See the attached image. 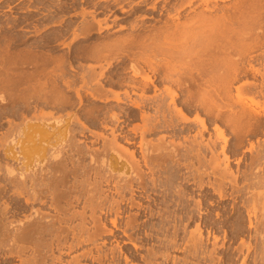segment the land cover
<instances>
[{"label": "bare ground", "instance_id": "obj_1", "mask_svg": "<svg viewBox=\"0 0 264 264\" xmlns=\"http://www.w3.org/2000/svg\"><path fill=\"white\" fill-rule=\"evenodd\" d=\"M162 1L136 3L137 11L158 13V27L87 49L86 59L97 66L81 70L83 85L72 87L65 74V88H75L79 103L97 106L84 109L86 122L77 111L56 117L41 106L14 127L10 122L1 144L20 163L0 165L3 264H121L116 252L136 264L117 231L136 251L140 231L171 233L165 252L159 249L161 264H264V137H257L264 136V25L258 24L264 0L223 7L222 0ZM186 9L195 15L181 22ZM93 26L100 34L111 28L108 19ZM116 51L123 67L108 75ZM63 60H55L53 72L66 73ZM56 82L35 97L63 113L73 102ZM194 106L206 117L197 110L190 119L185 108ZM195 129L199 138H191ZM191 186L198 196L192 205ZM109 241L116 246L107 248ZM183 250L182 259L172 255ZM156 257L145 260L160 264Z\"/></svg>", "mask_w": 264, "mask_h": 264}, {"label": "rangeland", "instance_id": "obj_2", "mask_svg": "<svg viewBox=\"0 0 264 264\" xmlns=\"http://www.w3.org/2000/svg\"><path fill=\"white\" fill-rule=\"evenodd\" d=\"M119 1L121 2V4H118L114 0H0V165L1 166H5V165L16 166L19 165L20 163L19 160L13 161L11 158H7L3 149V145L1 144L3 143V140L6 137V133L12 127V123L10 122H13V127H14L15 124H19L23 120H25L24 117L31 118L35 114H38V111L42 109L41 107H45L42 109L45 112L51 111L54 113V115L57 114L55 115L56 117H59L60 114H61L60 116H63V114L66 115L69 112L76 113V111L78 113L77 116L80 117L81 115L79 114H82L84 109L85 110L91 108L96 109L97 106L95 103L93 104L89 101H86L85 99L84 102L80 104L79 99L76 97L74 93L75 90H72L80 87L81 86L80 83L83 85L80 79H81V74L84 73L83 70L86 71V69L84 68L89 67L88 65H93V64L96 65L95 62L86 59L85 56L87 55L85 54L87 53V49L91 50L94 47H100L102 44L106 45L109 42H110L109 44H111V42L113 43L115 42L114 44H116L117 41L120 42L122 39H124V37L127 38L134 33L135 34H139V32L142 33L143 31H145V29L142 28L144 26L158 27L160 25V24H156L155 21L153 20L158 18V13L156 11L147 10L146 7H143L142 9L137 11L136 3L137 1L140 0H119ZM153 1L154 0H150V2ZM173 1L174 0H171V2ZM234 1L236 0H222L219 1V5H221V7L231 5ZM162 5H163V1L160 0L157 6L160 7ZM122 8L126 9L127 12H122L121 10ZM198 9L201 10V8ZM198 9L197 11H199ZM183 14L185 16L181 18L180 20L181 22H184L186 19L195 15V12H189V9H186L185 11H183ZM104 19H108V25H110L112 29L111 28L110 29L108 28L109 30L104 29L100 34L97 31V27L93 25H95L96 20H104ZM258 24L264 25V10H262V17ZM85 26H92V27H90V29L87 30L85 29ZM134 28L136 29V31L134 30ZM139 28L141 29V31L138 32ZM118 47L119 46L114 48H118ZM114 53H115L114 56H119V60L118 61L114 60L113 62L114 67L112 66V69H109V71H107L108 75L114 74L112 72L113 70L115 72L117 70H121V67L119 69V66L123 67V65L120 64L121 61L120 57L123 55L122 51H116ZM60 59H64L63 60L64 63L66 62L65 65H63L65 66L63 71H66V73L65 72L61 73L60 71L57 73L53 72L57 68V64L55 63V60H60ZM70 65L73 68H71ZM256 65L257 67H260V64L256 63ZM97 68L98 69L96 70L99 72L100 68L99 67ZM57 74L58 76L55 79ZM65 74L69 78V80L73 82L72 87L75 88H71V90L65 88L67 87L66 85H64L63 82L66 77ZM63 75L64 77L62 78ZM72 75H75V79L77 81L76 80H74L75 82L73 81V79L71 78L73 77ZM256 79L258 82L261 81L260 76H257ZM54 82L58 84L57 86L59 88L60 87L63 88L62 93L63 94L67 93V95L66 94L64 95L69 97V99L73 102V105H71L68 109L63 110V113L60 112L61 110H59L57 107L52 106L53 105L52 102L49 104H45L44 102H42L41 99L38 98L40 96L39 94H41L40 90L44 86V84L47 85L46 86L47 88L48 85H50L48 88L49 90L46 89V93H47L51 90L50 88L52 86L51 84H53ZM159 87L162 88L163 85L159 83ZM36 89L37 90L40 89V90L37 91ZM35 94H38L37 95L38 97L37 96L35 97ZM42 94L45 95V92H43ZM150 94H153V92H151ZM48 96L50 95L48 94ZM38 99L39 102L37 101ZM94 105L95 107H93ZM98 106H99L98 108H101L103 106L102 108L105 107V109L109 107L107 105L105 106V104L102 103H98ZM38 107L40 108L39 110ZM127 107H128L127 105L124 106V108L126 109ZM194 107L191 108L194 110H191L190 108L187 107L185 108L186 111L185 113L186 115H189L188 117H190V119H194V117H196L197 115V110H199L198 109L199 107H195V108ZM198 112L200 113V110ZM203 115L205 116V114L204 113L202 114L201 111L200 117H202ZM83 116L85 117V115L82 114L80 119L83 122H86V118L84 120ZM133 122L135 123L133 124ZM136 123H140V120L130 121L128 123V126L133 127V125H135ZM76 127L79 129L77 124L76 125L74 124V128L77 130ZM99 130L100 129H97V131ZM210 134L211 132H205L203 135V140L208 141L210 139ZM261 136L262 135H259L257 137L260 138L264 137ZM79 137L78 139L81 138ZM156 137L157 136H148V139L155 140ZM193 137L199 138L196 129L191 134V138ZM256 138L252 140H256ZM137 140H139V138H137ZM100 146H101L100 144L96 145V147H100ZM88 161L89 160H87V162ZM232 167L233 169H238V166L236 164L234 165V163L232 164ZM241 168L243 169L244 165ZM0 182H2L1 179ZM180 184L183 185V182H181ZM192 189H194L193 186L186 189V191L190 195H192V198L190 197L192 199L191 205L194 203L193 201L194 200L196 201L198 198L197 192L191 193ZM212 209L216 211L215 208ZM125 217L126 216H124L123 219H125ZM143 217L144 216H140L139 220L140 221L148 220L146 219L147 217L144 218ZM108 218H110V216H108ZM125 220H127V217ZM153 221L156 222L158 220L154 219ZM194 226L195 224L193 222L188 229L192 231L194 229ZM116 233L119 238L118 240L121 241L120 244L122 246V249L125 248V250H127V251L123 250L125 251L123 253L128 254L129 251H131L129 253L131 254V256L135 254L136 256L132 257L131 260L132 263L133 262L135 263L137 261L136 264H145V262L146 264H148V260H145V258L150 259L151 254L153 252H155L158 257V259H156L157 257L155 259L157 261L160 259V261L162 262L163 258L159 257V255L161 254L158 253L165 252L164 249L165 248L164 240L166 239L165 237L168 234H169L168 237L171 236V233L163 234L164 235L163 236L162 232L159 233L154 231L153 233L150 232L151 234H148L149 235L148 237L147 235H145L146 233L140 231L141 236L140 233L137 234L139 236L133 234L135 235V237L133 236L134 239H137L135 240L136 241L135 243L139 246L138 247L139 249H137L136 251L135 248L132 245H130V243L124 244L125 242H128V240L126 239V237H123V234H121L122 232L120 233V231H117ZM188 233L189 231L187 232V235H189ZM143 235L146 237H144ZM182 235L183 234L181 233L180 237H182ZM158 237H161L162 239L160 240L159 238V240H157ZM110 238L112 240V237ZM146 240L148 241V243H146L147 242ZM102 241L100 240V242ZM114 244H115L114 242L109 241L107 243L108 245L107 248H110L112 246L115 247L116 244L115 245ZM159 245L162 246L160 247ZM152 248L153 250H151ZM154 249L155 250L158 249L157 252ZM159 249L162 252H160ZM80 250H78V252L76 251L75 253H72V256L73 254L74 255L78 254ZM149 250H151L152 253ZM148 251L150 252L149 254ZM139 252L143 254H140ZM138 253L139 255H137ZM116 254L117 257L120 260H122L121 264H125L124 259L120 258V256L121 257L123 256L119 252L118 253L116 252ZM184 254L186 256V252H184V250L182 252L174 251L172 253V255H174L177 258L181 257L180 259H182V256L183 258L185 257ZM139 259L141 260V262ZM143 259L145 260V262ZM1 260H4V257L2 255L0 256V264H3V261L1 262ZM156 260H155L156 263L159 262L161 264L160 261L157 262ZM7 263L20 264L21 261L18 259H14V260L10 259Z\"/></svg>", "mask_w": 264, "mask_h": 264}]
</instances>
